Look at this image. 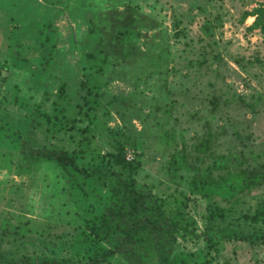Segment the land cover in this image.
I'll return each mask as SVG.
<instances>
[{
  "label": "rangeland",
  "instance_id": "rangeland-1",
  "mask_svg": "<svg viewBox=\"0 0 264 264\" xmlns=\"http://www.w3.org/2000/svg\"><path fill=\"white\" fill-rule=\"evenodd\" d=\"M73 1L0 0V248L12 256L85 259L103 245L93 243L87 225L106 189L53 162L16 172L13 129L69 151L82 168L105 161L117 140L133 138L132 175L167 213L184 210L195 221L188 226L193 233L177 237L171 264H264V242L217 238L227 228L264 227L250 219L264 203V181L230 201L188 189L222 154L231 171L264 169V31L252 26L264 20V0H94L103 9L136 7L156 25L141 29L140 49L169 50L167 70L150 73L144 58L121 61L105 69L99 85L81 44L93 11ZM133 73L141 75L138 87ZM181 153L188 168L172 172L170 161ZM209 210L223 216L207 228Z\"/></svg>",
  "mask_w": 264,
  "mask_h": 264
},
{
  "label": "trees",
  "instance_id": "trees-1",
  "mask_svg": "<svg viewBox=\"0 0 264 264\" xmlns=\"http://www.w3.org/2000/svg\"><path fill=\"white\" fill-rule=\"evenodd\" d=\"M48 1L52 3L54 0ZM57 2L63 3L68 0H57ZM73 2L85 8H91L93 11V17L88 19L87 32L81 44L84 51L83 57L93 78L97 80V85L100 84L105 69L121 61L137 64L144 58L146 64L151 67L150 73L163 72V67L167 70L169 58L167 47H163L159 53L150 49L146 53L137 44V39L145 34L141 29H152L156 25H154L155 21L143 15L136 7L124 4L122 9L115 6L103 9L101 6H96L93 3L94 0H74ZM248 14L250 12H244L242 18ZM256 25H260L261 30L264 31V20L257 17L252 26ZM174 26H177V22ZM159 33L162 34L160 30ZM178 35L179 31H176L174 36ZM45 39L51 40L49 35H45ZM47 56L50 60L51 54L48 53ZM138 73H133L134 87H138L141 79ZM112 100L119 101L124 98L113 96ZM213 100L212 98L211 103L214 104ZM58 123V120L54 118L53 126H57ZM10 132L17 137L20 154V159L13 165L16 172H27L39 163L53 162L61 169L78 176L82 174L83 178L105 188L107 197L100 213L87 225L89 232L87 234L93 239V243L95 245L103 243V245L95 246L96 248L87 258L75 259L66 255L49 256L27 253L12 256L0 248L1 264H109L111 260L127 264H171V255L176 246L177 237L193 233L188 229V226L195 223L191 216L186 215L184 210L167 213L162 202L152 195L149 187L139 183L132 175L135 165L138 164H133L135 160L133 138L117 140L113 144L114 151L105 153V161L94 167L82 168L77 165L74 155L69 151L39 145L32 136L19 130L12 129ZM114 134L116 135L117 132L115 131ZM208 140L205 139L201 143L202 151L207 148ZM219 157L208 164L202 173L188 181V189L191 193L208 199L215 195L230 201L236 194L260 185L264 181V169L250 172L238 167L231 171L226 164L228 157L223 154ZM117 166L127 169L128 174H122L116 168ZM180 168H188L185 155L182 153L172 157L169 169L175 172ZM219 168H227L226 173L213 177L212 171ZM222 216L221 212L209 210L206 214L207 228L216 226V221ZM250 219L264 225V203L256 208L250 215ZM223 237L264 242V227L248 233L227 228L217 236V238ZM210 239H212L211 235ZM215 242L214 240L212 243Z\"/></svg>",
  "mask_w": 264,
  "mask_h": 264
},
{
  "label": "built area",
  "instance_id": "built-area-1",
  "mask_svg": "<svg viewBox=\"0 0 264 264\" xmlns=\"http://www.w3.org/2000/svg\"><path fill=\"white\" fill-rule=\"evenodd\" d=\"M128 156H130V154H128Z\"/></svg>",
  "mask_w": 264,
  "mask_h": 264
}]
</instances>
